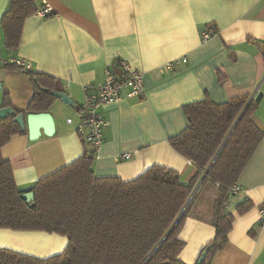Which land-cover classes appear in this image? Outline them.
<instances>
[{"label":"crops","instance_id":"0c3cea01","mask_svg":"<svg viewBox=\"0 0 264 264\" xmlns=\"http://www.w3.org/2000/svg\"><path fill=\"white\" fill-rule=\"evenodd\" d=\"M9 3L0 0V24ZM45 3L52 12L25 21L16 50L5 48L0 27V105L8 93L15 108L30 114L26 109L35 89L25 71L2 65L12 58L30 63L34 73L58 79L75 108L57 99L48 111L55 121L53 136L42 133L31 140L26 124L27 134L12 136L2 148L20 189L30 190L81 157L85 145L77 121L69 125L67 120L76 117L85 87L103 82L105 68L116 58L143 74L144 94L103 107L109 126L93 165L97 177L132 181L161 165L189 183L197 168L169 140L188 126L184 107L207 97L219 104L262 93L254 119L264 128V0H39V8ZM209 24L218 33L202 41ZM181 58L187 62L161 71ZM198 184L179 235L186 244L180 254L185 264H196L215 237L211 219L217 187ZM237 184L241 191L226 204L234 216L229 244L212 264H264V137ZM245 202L251 207L240 213L237 208ZM67 244V237L56 233L0 228V249L39 259L61 254Z\"/></svg>","mask_w":264,"mask_h":264},{"label":"trees","instance_id":"16d2710c","mask_svg":"<svg viewBox=\"0 0 264 264\" xmlns=\"http://www.w3.org/2000/svg\"><path fill=\"white\" fill-rule=\"evenodd\" d=\"M39 9V0H10L0 24L8 51L19 47L25 21ZM5 67L25 71L16 65ZM25 72L35 89L26 111L47 113L57 100L51 92L65 93L61 82ZM249 100L243 95L218 104L207 97L184 107L188 126L169 142L197 168L187 184L179 172L161 165L151 166L132 181L97 177L95 159L85 147L77 160L24 191L16 184L2 148L12 136L27 134L15 122L25 111L15 108L4 93L0 109L11 108L14 114L0 118V228L56 233L67 237L68 244L61 254L47 259L0 249V264H185L180 254L186 244L179 235L191 205L184 209L208 169L201 187L206 183L217 187L211 219L215 237L202 250L201 255L207 252L204 260L196 264H212L229 244L234 222L226 210L229 190L264 137V128L254 119L258 103L247 106ZM29 191L34 193L33 206L22 198ZM250 207L245 202L237 210L243 213Z\"/></svg>","mask_w":264,"mask_h":264},{"label":"built area","instance_id":"2783aa9c","mask_svg":"<svg viewBox=\"0 0 264 264\" xmlns=\"http://www.w3.org/2000/svg\"><path fill=\"white\" fill-rule=\"evenodd\" d=\"M52 12V8L45 3L38 14L46 16ZM216 26L209 24L202 33V41H207L217 34ZM185 63V58L170 61L161 66V71L172 68L175 63ZM2 65H16L25 71H31V64L23 60L8 58L2 61ZM144 94V77L141 72L123 58H116L104 70V80L85 87V99L76 112V117L67 120L69 125L77 121V133L85 147L91 151L94 159L99 157L100 150L105 141L104 131L109 126V121L103 115V107L118 103L123 99L138 98ZM126 156L125 158H128ZM241 191L236 184L230 190V196ZM260 222L264 224V206L260 208Z\"/></svg>","mask_w":264,"mask_h":264},{"label":"water","instance_id":"95a60500","mask_svg":"<svg viewBox=\"0 0 264 264\" xmlns=\"http://www.w3.org/2000/svg\"><path fill=\"white\" fill-rule=\"evenodd\" d=\"M42 91L48 92V90L45 88H42ZM51 95L53 97H55L56 99L61 100L62 103H64L65 105L70 106L72 108H75L74 101L70 98V96L67 93L52 91ZM262 96H263L262 93L256 92L250 98L247 106L251 103V101H255L256 103H259L262 99ZM247 106H246V108H247ZM246 108L244 109V111L246 110ZM244 111L242 112V114L244 113ZM13 114H14V111L11 108L0 109V118L1 119L6 118L7 116H12ZM15 122L18 123L21 126V128H23V129H25L26 124H27L28 131H29V138L31 140H37L41 136L42 133L48 137H51L54 135V132H55V121H54L52 114L49 112H47V113H30L28 115H26L25 113H22L15 118ZM208 170L206 171V173L201 178L200 183L204 180L206 174L208 173ZM192 196H193V194H192ZM192 196H191V198H192ZM22 198L30 206H33V204H34V193L32 191L24 193ZM191 198L189 199L184 211L187 209ZM184 211L181 213L177 222L180 220ZM206 254H207V252H204L200 256V258L198 259V263H201L204 260V257L206 256Z\"/></svg>","mask_w":264,"mask_h":264},{"label":"rangeland","instance_id":"374dc122","mask_svg":"<svg viewBox=\"0 0 264 264\" xmlns=\"http://www.w3.org/2000/svg\"><path fill=\"white\" fill-rule=\"evenodd\" d=\"M206 28H207V27H206ZM205 30H206V29H205ZM205 30H204V31H205ZM204 31H203V32H204ZM216 31H217V30H216ZM203 32H202V33H203ZM217 33H218V31H217ZM201 35H202V34H201ZM214 36H215V35H214ZM181 59H182V58H181ZM176 60H178V59H176ZM176 60H175V61H176Z\"/></svg>","mask_w":264,"mask_h":264}]
</instances>
